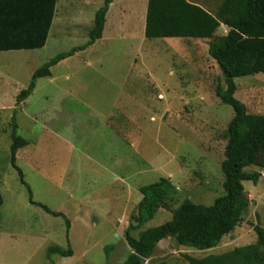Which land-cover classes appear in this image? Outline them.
Returning <instances> with one entry per match:
<instances>
[{
    "label": "rangeland",
    "instance_id": "374dc122",
    "mask_svg": "<svg viewBox=\"0 0 264 264\" xmlns=\"http://www.w3.org/2000/svg\"><path fill=\"white\" fill-rule=\"evenodd\" d=\"M69 1L60 0L61 8ZM93 1L91 23L62 21V36L53 35L44 49L0 52V264H124L132 252L125 233L143 198L141 188L162 178L178 188L169 209H160L146 228L171 221L186 200L211 206L225 195L222 163L235 111L215 94L221 70L208 57L207 41L147 39L144 0H117L103 38L53 67L52 77L39 79L31 96L18 103L40 67L88 43L104 5ZM192 1L216 16L223 3ZM125 6L129 10L120 14ZM219 31L222 36L229 29ZM236 84L243 103L250 87L263 90V105L255 108L250 101L248 110L264 115V73ZM13 122L29 142L17 164L34 201L60 216L30 201L11 163ZM263 173L257 185L244 182L249 209L218 247L200 250L170 238L146 264H193L188 257L255 243V226L264 227ZM138 235L133 233L135 240ZM55 247H71L74 254L50 259Z\"/></svg>",
    "mask_w": 264,
    "mask_h": 264
},
{
    "label": "trees",
    "instance_id": "16d2710c",
    "mask_svg": "<svg viewBox=\"0 0 264 264\" xmlns=\"http://www.w3.org/2000/svg\"><path fill=\"white\" fill-rule=\"evenodd\" d=\"M47 2L48 23L43 30L41 42L0 45V51L42 49L46 46L57 0ZM113 2L104 0V5L96 13L90 39L85 46L58 54L34 73L29 87L18 96L19 104L31 96L39 79L52 77L53 67L102 39ZM222 25L229 31L224 36H218L216 32ZM145 37L150 40L210 39L209 55L217 62L222 73L215 94L223 104L233 108L235 116L229 124L226 158L222 163L225 195L217 198L211 206L186 200L174 211L171 221L146 228L160 209H169L170 202L178 194V188L168 178L141 188L143 198L125 233L132 252L124 264H146L154 256L158 244L170 238L181 246L200 250L218 247L223 238L239 226L249 209L250 200L244 182L250 181L257 185L264 171V115L250 113L245 103L236 97V79L264 73V0H223L219 16L189 0H148ZM18 129L17 123L13 122L11 163L18 171L21 182L28 188L30 201L48 213L60 216L34 201L32 189L17 164L19 150L29 145L18 134ZM250 167H257L260 171L249 172L247 169ZM3 205L4 197L0 189V209ZM68 226L70 228V222ZM137 231L139 235L135 240L133 233ZM255 231L258 240L251 245L203 259H188L193 264H264V227L257 225ZM52 254L70 257L74 253L71 247L68 250L55 247L50 249V259Z\"/></svg>",
    "mask_w": 264,
    "mask_h": 264
},
{
    "label": "crops",
    "instance_id": "0c3cea01",
    "mask_svg": "<svg viewBox=\"0 0 264 264\" xmlns=\"http://www.w3.org/2000/svg\"><path fill=\"white\" fill-rule=\"evenodd\" d=\"M189 1L192 3H196L192 0ZM69 2H70L69 5H67L66 8L62 9L60 6V0H57L55 17L53 20V24L49 33L46 46L53 35H55L56 38L62 36V30L60 29L62 21L71 22L72 24L75 23L78 24L86 19L87 21L89 20L90 22L89 8L93 4H95V1L70 0ZM116 3L117 0H114L108 14L112 13ZM147 9H148V0H144L142 9L140 11L142 18V26L144 30L146 27ZM128 10L129 7L125 6L124 9H120L119 13L126 14ZM48 14H49V9H48L47 0L46 1L45 0H0V45H5V44L25 45V44L40 43L42 39L43 30L45 29L46 24L48 23ZM225 27L226 26L222 25L219 30H222L223 28L225 29ZM218 31L216 32V35H218V33L220 32ZM169 39H181V41L187 40V41H191L193 44L207 41L208 42L207 52L209 50V42L211 41L210 39H194V38H169ZM90 48H92V46ZM90 48H88L86 51H90ZM36 50H40V49H21V50H10V51H0V52L36 51ZM208 57L211 61L215 63V60L212 59L210 55H208ZM216 67L218 66L216 65ZM261 92H263V90L260 88L250 87L245 97L246 99H244L246 106L248 107V103L250 101L254 102L255 108H259L260 106H262L263 100L260 96Z\"/></svg>",
    "mask_w": 264,
    "mask_h": 264
}]
</instances>
